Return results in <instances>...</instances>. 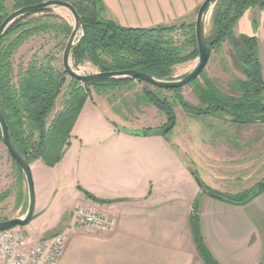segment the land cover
<instances>
[{
  "label": "crops",
  "instance_id": "obj_1",
  "mask_svg": "<svg viewBox=\"0 0 264 264\" xmlns=\"http://www.w3.org/2000/svg\"><path fill=\"white\" fill-rule=\"evenodd\" d=\"M102 1L121 25L151 27L189 19L203 0ZM236 28L256 36L264 83V8L247 9ZM86 102L96 104L91 98ZM81 111L68 144L58 148L60 160L49 165L40 157L30 164L35 208L23 229L33 242L66 231L59 264H206L190 225L195 202L204 243L219 263L264 264V189L236 204L205 192L189 170L190 164L203 185L224 195L264 182L261 123H236L216 112L204 115L201 126L202 118L188 115L182 124L177 117L168 137L156 133L163 115L154 124L122 129L109 119L119 113L102 104L87 112L98 127L78 130ZM84 191L111 201H93ZM77 204L111 215L114 228L98 233L75 223Z\"/></svg>",
  "mask_w": 264,
  "mask_h": 264
},
{
  "label": "trees",
  "instance_id": "obj_2",
  "mask_svg": "<svg viewBox=\"0 0 264 264\" xmlns=\"http://www.w3.org/2000/svg\"><path fill=\"white\" fill-rule=\"evenodd\" d=\"M45 0H12L13 8L39 3ZM78 12L83 22V37L71 51V61L76 67L89 61L98 71L138 70L159 79H171L173 67L195 57L198 49L194 22L180 24H158L151 27H126L107 15L102 0H67ZM264 8V0H214L211 10L210 28L205 33L206 43L211 50H218L224 42L232 47L231 56L239 66L244 79L236 80L237 95L222 92L209 78L200 74L188 86L198 99L192 104L180 94L181 88L153 90L146 88L140 100L154 105L166 117L162 133L170 132L175 123L172 103L161 95L162 90L173 91L183 109L191 114L206 115L216 112L229 114L231 121L241 124L264 123V83L257 52L256 36L236 35L235 26L249 8ZM198 9V8H197ZM5 0H0V23L8 15ZM72 30L63 17L53 8L37 14H29L16 19L0 37V110L8 126L11 142L17 151L32 163L42 158L47 164L60 160L62 153L50 161L45 157L48 144L61 138L57 145L66 143L71 128L88 95L84 89L90 86L110 89L134 81L130 78H112L87 84L70 79L61 110L50 119L56 101L65 84V72L52 64V58L44 56L40 60H29L19 64L15 73L13 53L31 36L38 33L64 34L68 38ZM139 81V80H137ZM140 82V81H139ZM79 83L82 86H79ZM150 131L141 130L146 134ZM14 162V161H13ZM18 171L20 168L14 162ZM189 170L194 171L189 164ZM203 189L219 195L228 201L243 204L264 189V182L240 194L220 195L203 185ZM86 196L93 201L106 203L87 191ZM7 194H0V202ZM6 220L1 214L0 221ZM193 240L199 255L206 264H221L210 253L199 229V214L195 202L190 217Z\"/></svg>",
  "mask_w": 264,
  "mask_h": 264
},
{
  "label": "rangeland",
  "instance_id": "obj_3",
  "mask_svg": "<svg viewBox=\"0 0 264 264\" xmlns=\"http://www.w3.org/2000/svg\"><path fill=\"white\" fill-rule=\"evenodd\" d=\"M5 6L8 13L14 11L12 0H5ZM211 10L212 7L209 9L208 16L205 21L206 34L208 33L210 28ZM53 11L63 17V19H65L69 24H73L72 15L67 9L63 7H53ZM195 16L196 12L189 19L183 21L194 22ZM247 19L248 18H244V20ZM183 21L173 22L169 24L178 25ZM251 26L252 28H254L253 24ZM235 32L239 34L241 30L239 28H236ZM66 40L67 37H65L64 34H55L48 32L38 33L29 37L12 55L15 73L17 72L19 64L25 65L29 60H40L44 56L51 57L52 64L63 70L62 53ZM231 53L232 47L229 42H224L218 50H211L207 65L202 72L203 75L209 78L222 92H225L228 95L235 96L239 94V92L237 91L236 80H242L245 77L239 69V66L235 64ZM197 61L198 58L195 57L183 63L176 64L173 67L172 78L177 79L191 72L195 68ZM71 65L73 69H75L79 73L86 74L98 71L97 68L89 61H84L76 67L73 66V63L71 61ZM198 78H200V75ZM65 79V84L62 87V91L56 101L55 107L49 115L50 119L63 107V94L66 93V88L71 78L66 74ZM79 86H82V84L79 83ZM146 88H149L150 90L154 89V87L151 85L134 80L127 84H122L110 89L99 90V87L95 88V86H90L88 89H84V93L88 95L87 98L96 100V104H94L93 106L92 103L84 102L85 104H83L84 106H82L81 108L83 119L82 121H80L77 129L84 130L98 127V122L96 123L95 120L89 119V113L87 112H92V108L97 109L103 104L106 109H110L116 112V114L119 113V116L117 115L115 117L109 118L113 120L112 123L115 124L117 128L130 129L132 127H137L136 125L142 122L154 124L156 120L160 121V116L163 115L164 123L161 126L162 131V128L166 123L165 115L158 111V109L154 105H151L139 99ZM180 94L184 99L191 102L192 104H198V99L190 86L187 85L182 87L180 90ZM161 95L165 96L167 100L172 103L176 122L177 117L179 123L182 124V122H186V116L188 115L196 117L199 116L200 118L204 117V115L191 114L186 112L183 109L182 105L179 103V100L176 98L173 91L162 90ZM145 106H152L159 112L158 115L155 113L154 115H151V109H145L147 108ZM226 115H228L227 117L229 118V120H231L230 115ZM136 120H138V122ZM202 122H204L203 118L200 120V123L201 126H204V123L202 124ZM260 126L264 128V123H261ZM164 134L168 137H171L173 133L171 130L170 132ZM57 137H59V139L49 143L47 150L45 151V157H47L48 159H53L55 153L58 152L57 145H59L60 143H58L57 141L60 140L61 134H59V136ZM69 140L70 138H67L66 144H68L67 141ZM4 192L7 194V196L0 202L2 216L6 219L12 217H21L27 207V187L25 178L22 172L20 173L17 167L14 165L13 159L7 153L3 143L0 140V194ZM216 192L220 195H223L218 191ZM242 192H239L238 194Z\"/></svg>",
  "mask_w": 264,
  "mask_h": 264
},
{
  "label": "water",
  "instance_id": "obj_4",
  "mask_svg": "<svg viewBox=\"0 0 264 264\" xmlns=\"http://www.w3.org/2000/svg\"><path fill=\"white\" fill-rule=\"evenodd\" d=\"M213 1L214 0H203L196 11V16L194 21V31H195L196 44L198 49L197 64L191 72L177 79L174 78L159 79L150 74L138 70L105 71V72L96 71L93 73H86V74L77 72L75 69H73L71 65V51L73 47L77 44V42L83 37L84 34L83 22L78 12L76 11L75 7L67 0H45L39 3H35L15 9L14 11L10 12L0 23V37L3 35L6 28L11 23H13L16 19L22 16L35 14L47 8L63 7L70 12L73 18L72 30L66 40L62 53L63 71L71 79L87 84H94L112 78H130L134 80H139L148 85L161 89L182 88L184 86L189 85L191 82H193L196 78L199 77V75L204 70L209 60L211 54V48L206 43L205 40V21L208 16L209 9L213 5ZM160 132L162 131H157L156 133L159 134ZM0 140L3 143L7 153L20 168L25 178L26 187H27V207L24 214L21 217H12L0 221V230L13 228L17 226L24 227L30 223V221L33 219L34 216L35 191H34L33 176L30 168V163H28V161L17 151V149L14 147L13 143L11 142L8 126L1 110H0ZM191 173L193 174L197 184L201 188H203V183L201 182L198 175L194 171H191ZM204 191L207 192L206 190ZM213 196L227 200L223 196H219V195H213Z\"/></svg>",
  "mask_w": 264,
  "mask_h": 264
},
{
  "label": "built area",
  "instance_id": "obj_5",
  "mask_svg": "<svg viewBox=\"0 0 264 264\" xmlns=\"http://www.w3.org/2000/svg\"><path fill=\"white\" fill-rule=\"evenodd\" d=\"M72 218L75 223L98 233L109 232L115 225L111 215L101 213L93 205H75ZM66 238V231H60L33 242L23 227L0 230V264H59Z\"/></svg>",
  "mask_w": 264,
  "mask_h": 264
}]
</instances>
